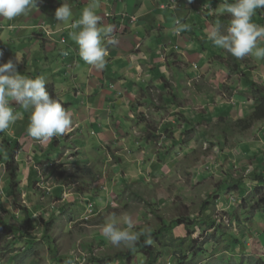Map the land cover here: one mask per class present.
I'll return each mask as SVG.
<instances>
[{
  "label": "rangeland",
  "instance_id": "rangeland-1",
  "mask_svg": "<svg viewBox=\"0 0 264 264\" xmlns=\"http://www.w3.org/2000/svg\"><path fill=\"white\" fill-rule=\"evenodd\" d=\"M223 15L226 33L231 16ZM252 18L264 26V8ZM257 46L264 47V38ZM224 52L207 73L193 75L189 68L175 73L172 56L162 85L141 66L129 76L135 88L123 91L124 98L81 85L74 103L72 88L59 91L72 123L43 143L27 134L32 110L12 102L20 118L10 133L0 132V264H94L133 249L130 259L112 264H147L135 249L141 237L178 220L184 225L161 239L187 242L154 241L157 264L264 261V213L253 209L258 186L252 180L264 174V120L252 119L256 90L264 91V58ZM39 69L43 74L45 66ZM5 137L18 153L14 191ZM125 217L129 231L140 235L131 245H113L102 226L115 221L126 229ZM207 217L213 222L206 224ZM189 219L197 220L195 227Z\"/></svg>",
  "mask_w": 264,
  "mask_h": 264
},
{
  "label": "crops",
  "instance_id": "crops-1",
  "mask_svg": "<svg viewBox=\"0 0 264 264\" xmlns=\"http://www.w3.org/2000/svg\"><path fill=\"white\" fill-rule=\"evenodd\" d=\"M230 1L234 0H191L190 3L189 0H97L98 7L94 11L103 21L98 27L113 25L112 35L118 40L115 45L104 41L107 63L98 73L86 62L80 65L78 45L70 35L80 30L73 29L71 24L80 19L91 0H38L37 8H31L27 14L12 20L0 17V52L3 53L0 63L9 59L15 63L17 57L20 60L18 72L28 78H33L34 74L44 76L54 84L56 95L65 88H72L74 103V95L81 85L90 89L101 86L103 91L118 93L124 98V92L130 93L135 88L130 77L142 72L141 66L149 67L147 76L152 77L156 85H162V72L172 56L175 73L179 75L183 74L182 69L187 71L188 68L190 74L207 73L211 63L217 62L216 57L221 59L220 55L225 53L224 49L214 46L207 34L214 26L218 25L221 30L222 24H228L223 14L213 10ZM173 2L176 6H170ZM63 3L70 6L73 14L67 24L55 18L56 9ZM107 14L112 16L107 19ZM176 20L190 25V30L176 34L173 31ZM165 56H170L169 60ZM41 65L45 66L43 74L39 69ZM6 131L10 133L11 129Z\"/></svg>",
  "mask_w": 264,
  "mask_h": 264
},
{
  "label": "clouds",
  "instance_id": "clouds-1",
  "mask_svg": "<svg viewBox=\"0 0 264 264\" xmlns=\"http://www.w3.org/2000/svg\"><path fill=\"white\" fill-rule=\"evenodd\" d=\"M38 0H0V17L12 20L27 12L37 5ZM191 0H189V3ZM98 7L97 0H91L85 7L78 21L73 22L71 39L78 45L79 56L88 65L97 71L106 67L105 57L108 55L104 41L115 45L118 40L112 35L114 26L98 27L100 17L94 9ZM264 8V0H235V3H224L213 10L220 14L227 13L231 16L230 26L226 33L220 27L214 26L207 37L214 46L224 49L236 58H244L253 54L256 58H264V47H258V39L264 38V26L251 22L257 9ZM72 10L67 3H63L55 11V18L63 24L72 20ZM190 30V25L176 20L173 31L176 34ZM65 55L67 53H64ZM3 53L0 52V57ZM20 60L16 62L9 59L0 63V132L5 131L14 124L19 113L14 114L10 106L12 102L19 104L25 110L31 109L30 122L27 134L39 140L41 143L51 140L53 137L62 135L72 123L71 112L62 106L56 98H51L46 91V79L44 76L28 78L19 74L17 67ZM126 229L116 227L115 221L107 222L102 226L103 234L113 245L125 242L133 244L140 235L130 232L132 228L131 219L125 217Z\"/></svg>",
  "mask_w": 264,
  "mask_h": 264
},
{
  "label": "trees",
  "instance_id": "trees-1",
  "mask_svg": "<svg viewBox=\"0 0 264 264\" xmlns=\"http://www.w3.org/2000/svg\"><path fill=\"white\" fill-rule=\"evenodd\" d=\"M230 2H234V1H230ZM256 94H258V98H257V107L255 109V112L253 114L252 119L254 120H264V91L257 89L256 90ZM49 95L51 98H56L58 100V96L55 94V92H49ZM64 108L66 106L62 105ZM7 143H9V145L6 147L8 148L7 150V166H8V172L10 175V179H11V184L9 186L10 190L14 191L15 187L18 184V177H19V163L17 161V152L13 150H10V146L12 147V143L13 141L10 139V137H5ZM253 182H255L257 184V194H258V199L256 204L253 205V209L255 211H257V213H264V174H256L253 177ZM238 186V185H236ZM206 224H210L212 223V219L211 217H207L204 219ZM189 221L191 222L190 224H193V226H196L197 220L196 219H189ZM173 224H167L164 225L160 231L158 233L155 234H147L141 237L140 241L137 243V245L135 246V249H140L142 250V252L146 255V257L148 258V262L147 264H157L158 263V259L160 258V254L158 255V253H156V249L155 247L152 245V243L154 241H159L160 245L163 246H173L174 245V241L180 242V246H184V242H187V238H178V239H172V244H166L163 243V239H161V236H163L164 234H172L173 230L175 228H177V226H182L184 225V221L183 220H178V221H173ZM187 228V227H186ZM188 229V228H187ZM162 243V244H161ZM175 247V246H174ZM31 250V249H29ZM134 250V249H133ZM133 250L131 252H127V253H117L115 255H111V256H106L104 258L101 259H97L96 261H94V264H112L115 261L118 260H124V259H130L132 257L133 254ZM183 253H185V250L182 249L181 250ZM31 253L29 251L25 252V256L26 255H30ZM177 258H179V255H176ZM22 258V257H19ZM258 264H264V261L262 260H258L257 261ZM72 264V263H71ZM234 264H247L244 262L241 263H234Z\"/></svg>",
  "mask_w": 264,
  "mask_h": 264
},
{
  "label": "bare ground",
  "instance_id": "bare-ground-1",
  "mask_svg": "<svg viewBox=\"0 0 264 264\" xmlns=\"http://www.w3.org/2000/svg\"><path fill=\"white\" fill-rule=\"evenodd\" d=\"M173 1V0H172ZM173 3H176V2H173ZM170 6H172V5H170ZM65 40V39H64Z\"/></svg>",
  "mask_w": 264,
  "mask_h": 264
}]
</instances>
